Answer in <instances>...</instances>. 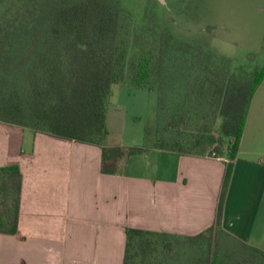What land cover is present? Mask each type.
<instances>
[{"label":"trees","instance_id":"1","mask_svg":"<svg viewBox=\"0 0 264 264\" xmlns=\"http://www.w3.org/2000/svg\"><path fill=\"white\" fill-rule=\"evenodd\" d=\"M0 5V124L98 146L102 172L125 175L129 159L145 149L212 157L215 119L225 120L221 133L233 142L216 223L194 236L127 228L125 264H264V247L221 225L233 161L264 67L249 71L178 39L161 25L150 0L142 13L125 0ZM118 84L158 94L157 120L144 128V148L110 144L107 115ZM173 123L201 135L175 140L166 134ZM21 186L18 166L0 168V233H18Z\"/></svg>","mask_w":264,"mask_h":264},{"label":"crops","instance_id":"2","mask_svg":"<svg viewBox=\"0 0 264 264\" xmlns=\"http://www.w3.org/2000/svg\"><path fill=\"white\" fill-rule=\"evenodd\" d=\"M118 87L119 97L149 96L144 88ZM113 112L110 107L107 127L114 134ZM110 144L144 148V133L110 136ZM263 144L264 81L233 161L221 219L226 232L257 248L264 247ZM229 162L228 151L217 159L150 148L129 159L125 175L104 174L98 146L0 124V168L18 166L22 174L18 233H0V264H125L127 228L197 235L217 221Z\"/></svg>","mask_w":264,"mask_h":264},{"label":"rangeland","instance_id":"3","mask_svg":"<svg viewBox=\"0 0 264 264\" xmlns=\"http://www.w3.org/2000/svg\"><path fill=\"white\" fill-rule=\"evenodd\" d=\"M125 1L134 13L144 12L149 3V0ZM150 4L157 10L161 25L178 39L225 55L235 65L246 66L249 71L264 67V0H150ZM3 12L4 7L0 5V18ZM114 91L117 95L112 97L111 107L117 111L113 114L118 120L115 126L118 132L111 133V140L133 138L138 131L143 132L147 124L156 122V92L148 90L149 96L138 93L119 97L118 85L114 86ZM224 123L225 120L218 117L212 131L215 144L210 151L219 158L233 142L231 137L221 133ZM166 134L179 141L201 135L194 128L174 123ZM258 148L264 157V144Z\"/></svg>","mask_w":264,"mask_h":264},{"label":"built area","instance_id":"4","mask_svg":"<svg viewBox=\"0 0 264 264\" xmlns=\"http://www.w3.org/2000/svg\"><path fill=\"white\" fill-rule=\"evenodd\" d=\"M212 157H213V158H217V159H219V157L217 156L216 153H213V154H212Z\"/></svg>","mask_w":264,"mask_h":264}]
</instances>
